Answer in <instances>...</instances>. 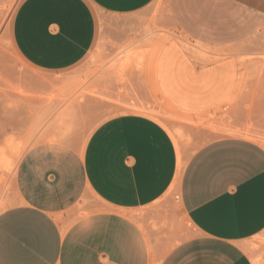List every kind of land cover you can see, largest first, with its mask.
Segmentation results:
<instances>
[{
  "label": "crops",
  "instance_id": "1",
  "mask_svg": "<svg viewBox=\"0 0 264 264\" xmlns=\"http://www.w3.org/2000/svg\"><path fill=\"white\" fill-rule=\"evenodd\" d=\"M154 1L21 0L9 34L32 67L66 71L92 55L99 13L127 19ZM166 10L168 20L160 23L176 26L198 47L171 38L158 53H127L96 86L118 99L124 86L115 75L125 73L127 88L147 100L152 63L153 83L173 107L190 116L220 109L240 82L246 56L240 45L264 25V0H166ZM132 25L145 23L124 26ZM124 99L128 104L122 109L142 107ZM176 141L159 121L130 110L102 121L82 147L60 140L33 144L17 169L19 201L0 213V264L158 260L156 233L145 232L132 213L151 207L173 187L180 164ZM173 188L193 232L159 264H264L253 259L250 248L264 233L263 144L240 136L211 140L184 162ZM87 197L98 204L76 216Z\"/></svg>",
  "mask_w": 264,
  "mask_h": 264
},
{
  "label": "rangeland",
  "instance_id": "2",
  "mask_svg": "<svg viewBox=\"0 0 264 264\" xmlns=\"http://www.w3.org/2000/svg\"><path fill=\"white\" fill-rule=\"evenodd\" d=\"M20 2L0 0V213L19 201L17 169L22 156L33 144L60 140L84 146L102 121L135 107L122 109L121 106L128 104L124 98H129L132 105L140 103L139 108L157 115L151 117L178 139L185 164L200 147L219 137L240 136L264 145V25L240 45L246 56L241 58L240 82L229 101L206 115L190 116L173 107L157 91L152 63L147 100L127 88L125 73L115 75L120 86H124L118 89V99L104 95L100 86H96V81L102 77L110 78L111 74L106 72L116 68L129 49L158 53L162 43L171 38L182 40L190 48L198 47L176 26L166 27L160 23L162 19L168 20L166 0H155L127 19L99 13L100 36L90 58L72 69L57 72L36 69L17 52L9 24ZM136 21H144L145 25L139 28L132 25L126 30V23ZM106 102L120 106L106 107ZM245 132L252 136L246 137ZM96 204L94 197L83 199L74 210L76 216L89 210L86 206ZM132 216L145 232L156 233L152 238L158 260L193 232L181 211L178 188L171 187L160 201ZM250 248L253 259L262 263L264 233L251 241Z\"/></svg>",
  "mask_w": 264,
  "mask_h": 264
},
{
  "label": "bare ground",
  "instance_id": "3",
  "mask_svg": "<svg viewBox=\"0 0 264 264\" xmlns=\"http://www.w3.org/2000/svg\"><path fill=\"white\" fill-rule=\"evenodd\" d=\"M9 3V2H8ZM2 8V7H1ZM3 8H5V7H3ZM185 42V41H184ZM133 49H135V48H133ZM127 50V53H143V52H140L139 51V49H137V50ZM126 53V52H125ZM131 110L132 111H135V112H140V113H143V114H148V116L150 115V117L151 116H157L156 114H154L152 111H150V110H145V109H143V108H139V107H132L131 108ZM153 118V117H152ZM182 120V119H181ZM183 120H184V118H183ZM63 130V129H62ZM64 131V130H63ZM65 133V132H64ZM63 133V134H64ZM244 135L246 136V137H251L252 136V134L251 133H249V132H245L244 133ZM177 142V141H176ZM177 145H178V148H179V151H180V164H179V168H178V171H177V173H176V177H175V180H174V183H173V187H177L178 185H179V183H180V178H181V174H182V171H183V168H184V162H183V158H182V154H181V149H180V144L177 142ZM152 264H159V261L158 260H156V259H152Z\"/></svg>",
  "mask_w": 264,
  "mask_h": 264
}]
</instances>
